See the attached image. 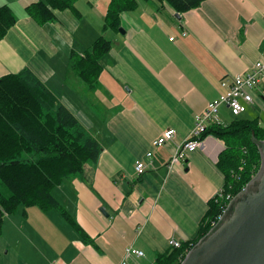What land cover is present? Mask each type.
Masks as SVG:
<instances>
[{"label": "crops", "instance_id": "1", "mask_svg": "<svg viewBox=\"0 0 264 264\" xmlns=\"http://www.w3.org/2000/svg\"><path fill=\"white\" fill-rule=\"evenodd\" d=\"M32 2L19 11L0 2L18 16L0 42V78L30 69L102 152L54 189L60 209L20 207L3 218L0 264H119L129 247L145 254L129 264H154L172 251L171 239L197 236L225 185L219 163L227 145L214 134L173 169L169 162L207 105L264 59V0H205L183 13L164 1L137 0L119 30L104 27L110 0H79L75 11H56L45 25L25 15ZM99 37L111 50L88 89L76 65ZM252 96L238 116L221 106L219 123L240 118L264 129V74ZM169 129L173 142L154 148ZM138 161L147 163L142 176Z\"/></svg>", "mask_w": 264, "mask_h": 264}, {"label": "trees", "instance_id": "2", "mask_svg": "<svg viewBox=\"0 0 264 264\" xmlns=\"http://www.w3.org/2000/svg\"><path fill=\"white\" fill-rule=\"evenodd\" d=\"M78 1L39 0L25 7V15L45 25L56 21V11H75ZM160 1L183 13L205 0ZM136 6L137 0H110L105 29L119 30L121 15ZM17 21L11 6H0V42ZM110 50L111 42L100 37L77 63L76 70L88 89L95 88L102 70L101 59ZM56 98L30 69L0 78V223L20 207L60 209L54 189L81 175L87 163L99 159L102 148L98 140ZM210 134L227 145L219 163L226 176L225 185L209 203L197 236L154 264H182L228 210L231 202L227 197H238L261 169L262 154L254 140L264 141V129L255 121L238 118L225 126L211 124L204 137ZM63 215L68 218L65 211Z\"/></svg>", "mask_w": 264, "mask_h": 264}, {"label": "water", "instance_id": "3", "mask_svg": "<svg viewBox=\"0 0 264 264\" xmlns=\"http://www.w3.org/2000/svg\"><path fill=\"white\" fill-rule=\"evenodd\" d=\"M120 31L124 33L123 29ZM254 143L264 158V141L254 140ZM262 174L260 181L257 179L258 193L249 195L236 208L231 206L229 220L201 240L182 264H264V170ZM253 184L251 181L248 186Z\"/></svg>", "mask_w": 264, "mask_h": 264}, {"label": "built area", "instance_id": "4", "mask_svg": "<svg viewBox=\"0 0 264 264\" xmlns=\"http://www.w3.org/2000/svg\"><path fill=\"white\" fill-rule=\"evenodd\" d=\"M173 40V38L171 39ZM264 74V59L256 62L252 69L245 75L237 76L232 80V84L228 90H226L217 100L207 105L206 111L196 118V126L191 132L190 136L181 144L177 145L174 153L169 162V168L173 169L189 154L195 152L203 146L205 139L204 134L207 131L209 125L220 124L219 123V111L221 106L227 105L233 115L238 116L245 111V104L253 103L252 91L258 86L261 76ZM176 136L174 129L166 130L162 135L153 143L154 148L163 147L173 142ZM153 152L150 151L146 154L147 159H151ZM147 163L144 161H138L135 166V171L138 176L145 174ZM230 202L231 197H227ZM226 213V211H225ZM225 213L218 219V223L215 224L213 229L222 221ZM183 245L182 242L171 239L169 246L172 249H179ZM143 251L134 247H129L125 250V255L119 264H129L130 259H140L144 257Z\"/></svg>", "mask_w": 264, "mask_h": 264}, {"label": "rangeland", "instance_id": "5", "mask_svg": "<svg viewBox=\"0 0 264 264\" xmlns=\"http://www.w3.org/2000/svg\"><path fill=\"white\" fill-rule=\"evenodd\" d=\"M4 0H0V2H3ZM7 2H12L13 3V5H14V7H13V9H16L17 11H19L18 10V8L19 7H24L25 6V2L26 1H38V0H13V1H11V0H6ZM18 7V8H17ZM24 10V9H23ZM15 12V11H14ZM103 36H105V35H103ZM100 38V37H99ZM264 170V158H262V166H261V169H260V171H259V173L256 175V176H254V178L252 179V182L254 183L252 186H248L249 188L248 189H246V190H244L243 192H242V194H240L238 197H236V198H234L233 199V201L230 203V205H229V208L232 206V207H234V208H236L241 202H245V200H246V198L248 199V197H249V195L250 196H252V195H255V194H257L258 193V191H259V186H260V183L258 182V180L257 179H259V181H260V176H262L263 174H262V171ZM262 174V175H261ZM259 177V178H258ZM257 180V181H256ZM255 181V182H254ZM246 193H247V195H246ZM243 195V196H242ZM239 197H242V199H239ZM229 208H228V210L226 211V213H225V215H224V217H223V219H222V221L216 226V228L215 229H212L211 231H210V233H209V237H210V235H212L216 230H218L221 226H222V224L225 222H227V220H229V217L231 216V214L232 213H230L229 212ZM224 223V224H225ZM223 224V225H224ZM207 236V237H208ZM206 237V238H207ZM205 239V238H204ZM203 240V239H202ZM183 263V262H182Z\"/></svg>", "mask_w": 264, "mask_h": 264}, {"label": "bare ground", "instance_id": "6", "mask_svg": "<svg viewBox=\"0 0 264 264\" xmlns=\"http://www.w3.org/2000/svg\"><path fill=\"white\" fill-rule=\"evenodd\" d=\"M57 99V98H56Z\"/></svg>", "mask_w": 264, "mask_h": 264}]
</instances>
